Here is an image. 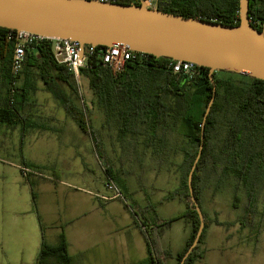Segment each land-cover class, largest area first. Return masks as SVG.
Returning <instances> with one entry per match:
<instances>
[{"label":"trees","instance_id":"obj_1","mask_svg":"<svg viewBox=\"0 0 264 264\" xmlns=\"http://www.w3.org/2000/svg\"><path fill=\"white\" fill-rule=\"evenodd\" d=\"M105 1L141 3V0ZM156 7L184 17L239 24V0H158ZM249 12L252 25L262 30L264 0H250ZM11 31L14 32L0 27V124L21 125L24 131L43 126L27 123L33 116L35 80L40 79L67 115L94 138L101 158L107 161L100 134L87 124L84 109L75 101L78 96L75 76L55 59L52 41L45 40L28 48L22 70L16 76L12 70L14 43L7 37ZM102 49L104 47H97L98 55L91 57L81 74L88 78L93 103L102 110L106 120L116 123L121 136L146 137L145 149L153 148L163 153L172 150L183 154L180 187L165 200L179 197L186 201V210L179 216L163 220L155 213L153 205L137 207V211L132 207L137 216L147 220H142V223L149 256L141 264H166L171 253L160 247V239L164 229L180 218L191 221L192 233L185 248L177 254L178 264L193 243L200 218L190 196L188 175L201 144L203 152L193 176V187L200 206L204 188L211 178H215L218 186L234 179V205L237 206L236 201L240 200L237 194L240 187L244 188L248 199L241 224L253 227L259 212V197L264 190V80L219 71L214 73V92L209 68L198 67L196 77L188 80L182 74L173 72L169 66L171 59L145 53H137V57L128 61L121 73L115 74L99 56ZM63 84L72 93L66 92ZM213 97L214 103L205 122V137L202 140L204 115ZM172 134L181 137L182 141L170 144ZM33 200L36 203L35 192ZM203 213L205 229L184 264H196L205 255L203 243L211 222ZM215 222L222 224L218 220ZM66 248L64 239L57 247L50 246L44 239L36 264H48L50 257L60 263H69Z\"/></svg>","mask_w":264,"mask_h":264},{"label":"crops","instance_id":"obj_2","mask_svg":"<svg viewBox=\"0 0 264 264\" xmlns=\"http://www.w3.org/2000/svg\"><path fill=\"white\" fill-rule=\"evenodd\" d=\"M46 117L41 128L24 131L21 125L3 127L5 134L17 135L12 137L16 144L13 152L0 155V264H36L44 239L53 247L61 245L64 239L70 257L69 263L50 257L48 264L144 263L149 246L142 220H147L137 216L133 208L137 211V207L153 205L158 217L166 220L184 212L186 202L179 199L185 207L182 212L164 215L162 208L173 201L163 202L164 196L156 201L154 197L148 199L142 187H137L142 194L139 199L130 201L129 196L136 190L130 187L128 176L120 177L119 171L128 173L125 166L130 155L165 160L177 153L145 149L146 137L121 136L116 123L106 118L90 120V127L100 134L105 146V167L94 138L66 111L61 118L50 114ZM7 139H2L4 149ZM180 141L178 135L170 136V144ZM117 159L120 162L116 169ZM21 165L38 169L42 175L25 176ZM101 170L106 174L103 185ZM107 181L119 185L123 199L112 198V191L105 185ZM202 209L208 215L203 203ZM228 230L222 224H210L203 243L205 255L196 264H209L213 253L218 256L217 262L227 256ZM191 233L192 223L186 218L164 229L160 247L171 253L166 264H178L177 254L185 248ZM230 249H238L236 256L244 250H239L237 243Z\"/></svg>","mask_w":264,"mask_h":264},{"label":"water","instance_id":"obj_3","mask_svg":"<svg viewBox=\"0 0 264 264\" xmlns=\"http://www.w3.org/2000/svg\"><path fill=\"white\" fill-rule=\"evenodd\" d=\"M250 0H239V24L228 25L201 18L184 17L140 4L105 0H0V27L28 31L48 38L77 41L81 56L86 45H122L134 52L175 61L193 62L214 73L227 71L264 80V28L250 22ZM214 103L210 100L208 114ZM203 152V144L188 175L192 202L200 226L181 264L197 247L206 222L195 195L193 176Z\"/></svg>","mask_w":264,"mask_h":264},{"label":"rangeland","instance_id":"obj_4","mask_svg":"<svg viewBox=\"0 0 264 264\" xmlns=\"http://www.w3.org/2000/svg\"><path fill=\"white\" fill-rule=\"evenodd\" d=\"M155 6L156 4H153L154 8ZM76 82L78 96L75 101L77 105L82 109L86 108L89 110V118L92 121L106 118L102 110L93 103V93L89 87L88 78L82 75L80 81L76 80ZM35 86L36 91L33 95L35 105L31 111L33 116L27 123H39L40 125H43L47 122L46 116L49 114L54 115L57 118H61L65 113L64 107L46 89L45 84L40 79L35 80ZM63 87L66 92L72 93L71 89L67 85L63 84ZM5 126V124H0V155H5L7 152L12 153L13 148L16 147L12 137L14 134L16 136L17 132H10L8 135L5 134L3 132V127ZM4 136L8 138L4 141L7 149H4V145L2 143ZM122 146L124 147V145ZM129 146L131 148V145H128L127 147ZM127 155V153L123 154V157H126ZM127 157L129 159L126 162L127 166H125V168L128 167V173L125 171H119V174H121L120 177H122L123 174L128 176L130 180L129 184H131L130 187H133V191L136 190L129 196L130 201L137 200L142 195L141 192L137 191V187L144 188L148 199L154 197L152 198L154 201H156L159 197L164 196L166 198L171 193L173 194L178 191L181 184V164L183 162V154H173L172 157L166 158V160H155L148 157H141V155H136L135 157L130 155ZM102 160L104 162L106 161L105 159ZM118 162H120L119 159L114 160L116 169L117 164H119ZM104 164V166L107 167V162ZM105 176L106 174L101 170L102 185L104 183ZM107 183L108 181L105 183L106 187ZM234 183V179H231L218 186L216 185L215 178H211L204 188L201 202L203 203L205 210L208 212L207 217L211 223L216 220H223L220 221L222 225L229 228V239L226 241V245L231 248L234 243H237L239 250L241 248L244 250L241 252L242 254L239 252V256H236L234 252L238 251V249L233 250L228 248L226 252L227 256L223 257L221 262H217L218 260L216 257L218 258V256L213 253V257L209 259L208 263L264 264V190L259 197V212L255 216L253 227L243 226L240 220L245 213V206L248 199L244 188L240 187L237 191V194L240 196V200L236 201L237 206L234 205L236 195ZM117 186L119 187L118 184ZM179 199V197H175L170 200H164L163 202L171 200L173 202L165 204L162 208V213L167 215L185 210L183 202ZM181 214H178L177 216ZM207 230L208 228L206 229V232Z\"/></svg>","mask_w":264,"mask_h":264},{"label":"built area","instance_id":"obj_5","mask_svg":"<svg viewBox=\"0 0 264 264\" xmlns=\"http://www.w3.org/2000/svg\"><path fill=\"white\" fill-rule=\"evenodd\" d=\"M148 7H153V4L157 5L158 0H144ZM156 7V6H155ZM8 40L14 43V54L12 61V70L14 75H18L22 70L23 63L26 57V51L28 48L33 47L45 40H51L53 44V52L55 59L58 63L67 67L75 76L77 81H80L82 76V69L87 67L88 61L91 57L97 54V47L95 45H86L84 48V54L81 56V46L77 41L64 38H48L38 34H34L28 31L14 30L9 32ZM99 55L105 66H108L112 71L117 74L121 73L128 61L135 59L138 52H134L122 45H114L112 47H104L100 50ZM174 73H180L188 80H192L198 73V65L189 61H175L172 60L169 63ZM87 117V124L90 122L89 113L86 108H83ZM21 172L25 176L30 174L42 175L38 169L31 168L27 165H21ZM107 188L112 191V198H124V194L117 184L113 181L107 183ZM108 199L109 197H104Z\"/></svg>","mask_w":264,"mask_h":264}]
</instances>
